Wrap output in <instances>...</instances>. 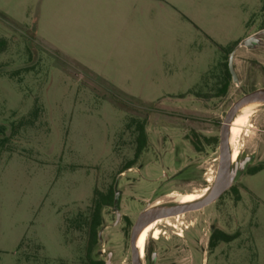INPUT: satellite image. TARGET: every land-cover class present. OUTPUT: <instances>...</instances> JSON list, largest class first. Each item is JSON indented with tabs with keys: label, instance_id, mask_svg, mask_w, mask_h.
<instances>
[{
	"label": "rangeland",
	"instance_id": "obj_1",
	"mask_svg": "<svg viewBox=\"0 0 264 264\" xmlns=\"http://www.w3.org/2000/svg\"><path fill=\"white\" fill-rule=\"evenodd\" d=\"M38 1L0 0V264H85L92 212L102 195L120 193L118 214L133 223L151 207L179 205L182 195L213 189L221 123L243 94L264 85V48L236 53L242 85L230 84L219 98L215 76L221 71L226 81L231 50L214 53L202 36L170 42L157 34L158 44L144 47L135 66L105 71L125 92L154 105L144 104L108 88L55 45L57 38L67 40L69 27L56 30L43 21L38 31ZM229 10L232 19L248 16L251 26L264 28V8L255 19L258 9L249 5ZM220 59L223 67L200 85ZM184 93V103L175 100ZM143 122L148 144L136 160V129ZM248 125L230 190L207 208L169 219L172 226H158L161 237L148 238L142 264H264V170L249 174L264 167V106ZM116 215L103 207L93 258L132 264V228L119 225ZM215 231L235 239L211 249Z\"/></svg>",
	"mask_w": 264,
	"mask_h": 264
},
{
	"label": "crops",
	"instance_id": "obj_2",
	"mask_svg": "<svg viewBox=\"0 0 264 264\" xmlns=\"http://www.w3.org/2000/svg\"><path fill=\"white\" fill-rule=\"evenodd\" d=\"M237 5L258 9L253 14L255 19L264 8V0H39L35 24L38 31L43 21L56 30L69 27L67 40H56L55 45L61 51L72 53L81 66L108 88L129 99L154 105L125 92L118 80L107 76L105 71L135 66L141 60L144 47L152 51L158 44L157 34L170 42L186 39V34L202 36L213 44L214 53L232 51L236 45V53H253L240 47V43L257 29L251 26L248 16L242 19L229 16V9ZM6 15L21 24L12 11H7ZM150 56L151 53L146 59ZM222 61L216 60L200 76V85ZM154 65L155 60L148 62L147 74ZM186 95H174V98L184 103Z\"/></svg>",
	"mask_w": 264,
	"mask_h": 264
},
{
	"label": "water",
	"instance_id": "obj_3",
	"mask_svg": "<svg viewBox=\"0 0 264 264\" xmlns=\"http://www.w3.org/2000/svg\"><path fill=\"white\" fill-rule=\"evenodd\" d=\"M256 41V36L249 37L243 41L240 45L244 47H250L252 43ZM234 55L230 58L229 68L233 76L234 82L238 83V77L234 70ZM251 103H264V90L255 91L243 99H241L229 112L225 120L223 129L220 136V157H219V168L216 176V181L213 189L209 192L206 197L195 203L186 205H177L174 208L163 210L161 207H156L151 211H148L140 216L136 225L133 228L131 235V251H132V264H142L140 252L137 248V236L146 228L149 224L156 222L159 219L169 218L173 216L182 215L189 212L200 211L204 208L211 206L216 203L226 191H228L233 182L232 173V154L230 149V127L235 120L238 112L242 107ZM237 164V163H236ZM100 241L102 240V233L99 234ZM110 264V263H107Z\"/></svg>",
	"mask_w": 264,
	"mask_h": 264
},
{
	"label": "trees",
	"instance_id": "obj_4",
	"mask_svg": "<svg viewBox=\"0 0 264 264\" xmlns=\"http://www.w3.org/2000/svg\"><path fill=\"white\" fill-rule=\"evenodd\" d=\"M1 43L2 45H5L6 42L2 41ZM228 76L230 77L229 73H228ZM224 83L225 84H224L223 93L226 92L228 89V83L226 81ZM136 134L137 136H136L135 159L137 160L143 154L148 144V136H147V131L145 127V122L138 125L136 129ZM208 142L211 143L212 140H208ZM195 148L197 151H201L197 145H195ZM133 164L134 163H130L127 166V169H130L131 165ZM263 170H264V167L256 168L250 171V175H256ZM235 193L237 194L238 192L235 191ZM113 196H114L113 191H110L109 194L107 195H102L100 200L96 203L94 207V210L92 212L91 221H90V226H89L87 261L85 264H106L104 261L93 258V253L95 251L96 246L98 245L100 241L99 240V229L102 226V209L104 206L108 204L110 205L113 203ZM234 239H235L234 236L227 235L221 231H215L210 238L209 247L211 249H215L219 243H230Z\"/></svg>",
	"mask_w": 264,
	"mask_h": 264
},
{
	"label": "flooded vegetation",
	"instance_id": "obj_5",
	"mask_svg": "<svg viewBox=\"0 0 264 264\" xmlns=\"http://www.w3.org/2000/svg\"><path fill=\"white\" fill-rule=\"evenodd\" d=\"M253 36H256V41L254 42V43H252L251 45H250V47H245V48H247V49H249L250 51H252L253 53L257 50V49H259V48H264V28L262 27H259L257 30H256V32H254V34H252L250 37H253ZM244 47V46H243ZM232 54L234 55V62H233V64H234V70L236 71V68H235V66H236V64H235V56H236V49L235 50H232L231 52H229V55H228V58H227V61L224 63V61H222V63L220 64V66L221 67H223L222 65H223V63L224 64H226L225 65V77H226V82L228 83V89H227V91L226 92H224L223 93V89H224V84L225 83H223L222 82V75H221V71H219V73L217 74L218 75V77H217V75L215 76V82L218 84V87H219V92H218V96L217 97H219V98H224L225 96H227V94H228V91H229V87H230V84L231 85H242V81L240 80V77H239V75L237 74V72H236V74H237V77H238V83H235L234 82V79H233V76H232V74H231V72H230V68H229V63H230V58H231V56H232ZM228 73L230 74V77L228 76ZM258 90H264V85L263 86H261V87H259V88H256V89H254V90H252V91H249V92H247L246 94H243V96L242 97H240L236 102H234L233 103V105L229 108V110L227 111V113H226V116H225V118L223 119V122L221 123V131H222V129H223V126H224V123H225V120H226V118H227V115L229 114V112L231 111V109L241 100V99H243L244 97H246L247 95H249V94H251V93H253V92H255V91H258ZM248 117H252V115H250V116H248ZM220 136H221V132H220ZM234 142H235V139H234ZM231 148H232V146H231ZM233 151V150H232ZM239 156H240V153H239ZM260 167V166H259ZM259 167H256V168H259ZM256 168H254V169H256ZM254 169H252V170H254ZM250 174V173H249ZM210 190V189H209ZM230 190V189H229ZM228 190V191H229ZM228 191H226L225 192V194L228 192ZM224 194V195H225ZM223 195V196H224ZM222 196V197H223ZM221 197V198H222ZM220 198V199H221ZM219 199V200H220ZM218 200V201H219ZM120 201H121V194L120 193H114V196H113V203L112 204H108V205H106V207H109V208H111V209H113V211H114V213L115 214H117L116 215V218H117V220H118V224L120 225V224H122L123 222H124V224L125 225H128V224H130V226H131V228H132V230H131V233H132V231H133V228H134V226L136 225V223H137V221H138V219L140 218V216L141 215H138L137 217H136V219L133 221V223L131 222V220L130 221H128L126 218H123L120 214H118V212L120 211ZM215 204V203H214ZM213 205V204H212ZM175 206H177V205H170V206H166V207H161V209H163V210H166V209H171V208H174ZM154 208H156V207H151V208H149V209H147L144 213H146V212H148V211H151L152 209H154ZM143 213V214H144ZM186 214V213H185ZM185 214H182V215H185ZM179 216H181V215H178V216H173V217H169V218H163V219H159V220H169V219H176L177 217L179 218ZM159 220H157V221H159ZM153 223H155V222H153ZM153 223H151L152 225H153ZM132 224V225H131ZM151 224H149V225H151ZM148 225V226H149ZM151 225V226H152ZM167 225L168 226H172L171 225V223H167ZM150 226V227H151ZM149 227V228H150ZM149 228L147 229V231L149 230ZM147 231H146V233H147ZM152 233H154V235H152ZM155 233L156 232H151V233H149L147 236H146V234H145V240H144V252H145V247H146V243H147V240H148V238L150 237V236H152V238L154 239V240H159L160 239V237H161V233H160V231H159V237L157 238V239H155ZM100 234V233H99ZM132 235V234H131ZM180 236V235H179ZM181 237H183V235H181ZM99 240H100V238H99ZM130 247H131V239H130ZM132 252V251H131ZM152 258H153V256H152ZM154 260V259H153Z\"/></svg>",
	"mask_w": 264,
	"mask_h": 264
},
{
	"label": "bare ground",
	"instance_id": "obj_6",
	"mask_svg": "<svg viewBox=\"0 0 264 264\" xmlns=\"http://www.w3.org/2000/svg\"><path fill=\"white\" fill-rule=\"evenodd\" d=\"M262 106H264V103H251V104L245 105L244 107H242L240 109V111L238 112L235 120L233 121V123L230 127V149H231V154H232V165L233 166L239 160V153H240L239 139L241 138L242 133L244 132V129H246V127L249 126L248 124L250 121V117H248V116L252 115L255 112V110L260 109ZM234 139H235V142H234ZM231 146H232V148H231ZM209 191H210L209 189H206V191L202 195H195L194 193L182 195L179 197V204L180 205H186V204H191V203H195L197 201H200L206 197V194ZM163 222H165L167 224L168 220L156 221L155 223H153V225L151 224L152 226L151 225L147 226L138 234V236H137V248L140 252L141 259L144 258L145 234L147 236L151 232H156L155 233V239H157L160 235L158 226H160ZM148 228H149V230L147 231ZM146 231H147V233H146Z\"/></svg>",
	"mask_w": 264,
	"mask_h": 264
}]
</instances>
